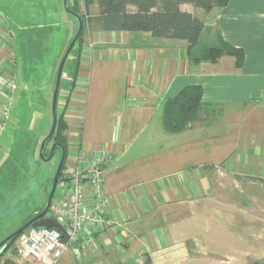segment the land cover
<instances>
[{"label": "crops", "instance_id": "obj_1", "mask_svg": "<svg viewBox=\"0 0 264 264\" xmlns=\"http://www.w3.org/2000/svg\"><path fill=\"white\" fill-rule=\"evenodd\" d=\"M181 9L204 22L201 38L210 39L197 51L200 38L194 53L222 39L245 51L244 64L223 56L194 66L187 41L88 30L66 113L67 159L109 157L102 190L119 228L86 230L70 246L78 264L264 262V0ZM10 27L0 14V126L8 95L15 97L1 79L20 77ZM190 85L202 86L214 108L169 134L164 103ZM87 236L95 243L83 251Z\"/></svg>", "mask_w": 264, "mask_h": 264}, {"label": "rangeland", "instance_id": "obj_2", "mask_svg": "<svg viewBox=\"0 0 264 264\" xmlns=\"http://www.w3.org/2000/svg\"><path fill=\"white\" fill-rule=\"evenodd\" d=\"M195 9L199 10L196 7ZM0 14L11 22L13 32H17V24L32 23L35 19L43 22L45 26L55 28L46 43L47 52L38 65L36 74L28 71L27 78L24 74L19 80L16 76L14 79L10 76L17 88L13 93L15 97L12 99L10 117L0 135L1 244L26 221L40 213L47 204L61 159V150L58 149L50 161H44L40 157V149L52 128V101L58 68L78 32V21L68 13L64 0H0ZM91 14H94L93 11ZM87 32L85 43L88 40ZM209 41V38L203 36L197 51ZM69 68L70 62L67 61L61 79L57 114L62 112L66 101L70 82ZM75 95L73 93L70 104H73ZM65 135L68 138V130ZM53 145L51 142L45 152L49 153ZM8 158L11 163L9 171L2 166ZM46 216H49V213ZM9 258L19 264H37L19 254L18 240L1 257V262ZM59 264H78L77 256L71 248L62 256Z\"/></svg>", "mask_w": 264, "mask_h": 264}, {"label": "trees", "instance_id": "obj_3", "mask_svg": "<svg viewBox=\"0 0 264 264\" xmlns=\"http://www.w3.org/2000/svg\"><path fill=\"white\" fill-rule=\"evenodd\" d=\"M228 3L229 0H67L69 11L72 16L81 18L83 28L81 36L67 59L70 62L68 73L70 82L66 101L62 112L57 114L58 120L55 133L47 141L44 148L45 157L50 154V152L46 153L45 150L51 142L61 144L65 149L66 161L60 177H62L68 158V138L65 132L69 130V125L66 120V113L79 77L82 50L85 45V33L90 29L117 33L144 32L151 34L154 38L184 40L189 44L187 57L194 66L201 65L204 62H217L223 56H232L236 60V66L242 68L245 61V51L222 39H219L217 45L204 48L202 52L194 53L193 49L199 43L205 30V24L197 16L181 9L183 4H190L210 12L215 8H224ZM95 6L98 8V13L91 14V9ZM16 28L17 32L11 30L12 26L9 28L13 42L12 49L14 50L13 60L15 66L19 67L20 77L24 74L26 77L28 71L35 75L38 65L42 62L47 52L46 43L55 28L42 25ZM64 71L65 67L63 73ZM211 108L214 107L204 102L202 86H186L175 97L168 99L164 103V130L169 134L183 132L197 122L205 111ZM219 114H221V110L214 111L213 116ZM58 149L56 148V151ZM9 161V158L8 160L6 159V162L2 165L8 171L11 166ZM44 208L45 206L40 213ZM40 213L34 215L32 219ZM21 235L12 238L2 246L3 248H0V264H19L11 258L1 262V257L12 248ZM254 264H264V262H256Z\"/></svg>", "mask_w": 264, "mask_h": 264}, {"label": "built area", "instance_id": "obj_4", "mask_svg": "<svg viewBox=\"0 0 264 264\" xmlns=\"http://www.w3.org/2000/svg\"><path fill=\"white\" fill-rule=\"evenodd\" d=\"M1 84L11 95L17 88L11 77L2 78ZM7 101L1 111L0 135L10 117L12 97L8 95ZM108 162L109 157L105 155L89 159L80 156L74 161L67 159L50 204L49 216H46L57 221L64 232L45 227L28 228L18 239V251L23 258L37 264H59L62 256L71 245L79 241L86 230H118L119 225L108 218L109 201L102 190V167ZM94 243L95 238L87 236L80 243V248L86 251Z\"/></svg>", "mask_w": 264, "mask_h": 264}, {"label": "water", "instance_id": "obj_5", "mask_svg": "<svg viewBox=\"0 0 264 264\" xmlns=\"http://www.w3.org/2000/svg\"><path fill=\"white\" fill-rule=\"evenodd\" d=\"M64 6H65L66 10L68 11V13L71 14V12L68 9L67 0H64ZM75 17L78 21V32L75 35V37L73 38V40L71 41V43L69 44V47H68L67 51L65 52V54L61 60V63L59 65V68H58L57 77H56V84H55V89H54V94H53V101H52V115H53L52 128H51V131H50L47 139L43 142L41 149H40V157L44 161H50L53 158V155L55 154L56 148H59L61 150V159H60L56 174H55L54 179H53L51 192L49 194L48 201H47V204H46L44 210L40 214H38L36 217L31 219L29 222H27L25 225H23L20 229L15 231L6 240H4L0 244V248H3L2 246H4V244H6L9 240H11L12 238H14L18 235H21L23 232H25L30 227L31 228H41V227L42 228H44V227L45 228H54V229L60 230L61 232H64V229L61 227V225L57 221L47 218L46 215L49 211L50 204H51L52 199L55 195L57 184H58L61 172L63 170V166H64L65 161H66V152H65V149L63 148V146L61 144H55V145H53L49 156L45 157L44 156V148H45L47 141L53 137L55 130H56V126H57V120H58V117H57V101H58V95H59V91H60V84H61L63 70H64L66 61H67L72 49L74 48L75 44L77 43L79 37L82 34L83 25H82L81 18L78 16H75Z\"/></svg>", "mask_w": 264, "mask_h": 264}, {"label": "flooded vegetation", "instance_id": "obj_6", "mask_svg": "<svg viewBox=\"0 0 264 264\" xmlns=\"http://www.w3.org/2000/svg\"><path fill=\"white\" fill-rule=\"evenodd\" d=\"M55 145V143H53Z\"/></svg>", "mask_w": 264, "mask_h": 264}]
</instances>
